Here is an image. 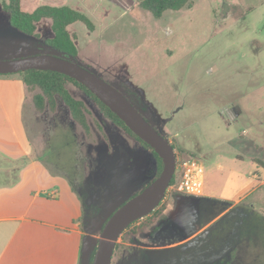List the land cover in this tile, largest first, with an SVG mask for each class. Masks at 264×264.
Instances as JSON below:
<instances>
[{"label": "rangeland", "instance_id": "obj_1", "mask_svg": "<svg viewBox=\"0 0 264 264\" xmlns=\"http://www.w3.org/2000/svg\"><path fill=\"white\" fill-rule=\"evenodd\" d=\"M3 1L0 59L57 52L44 46L54 36L50 18L38 23L36 34H24L11 25ZM140 1L22 0L28 12L53 4L70 5L88 15L95 23L93 31L82 22L69 26L76 38L78 62L123 90L154 119L176 145L178 159L191 152L199 156V148L207 151L205 194L192 196L168 188L157 210L119 237L111 264H159L163 251L183 245L181 241L238 205L264 216V171L257 173L260 186L239 201L208 197L235 194L225 190L226 179L232 178L226 169L233 162L226 139H248L264 167V0H193L192 6L167 10L161 17L143 9ZM67 87L85 103L90 132L73 120L59 97L56 107L47 102L39 109L34 102V95L42 92L38 87L27 97L25 122L34 152L67 176L80 195L82 228L98 220L92 234L98 244L102 222L153 179L157 163L151 150L106 117L84 90L71 82ZM147 88L158 89L161 95L154 98L163 104L167 100L182 109L175 114L151 110L139 90ZM228 107L234 108L231 115ZM168 117L171 126L163 120ZM182 130L186 133L175 136ZM64 134H68L66 144ZM186 145L192 149L185 150L187 154L180 151ZM216 146L221 151L212 152ZM250 167L244 162L243 186L251 182L245 173ZM236 253L232 252L231 264H264L261 240L244 243L240 260Z\"/></svg>", "mask_w": 264, "mask_h": 264}, {"label": "crops", "instance_id": "obj_2", "mask_svg": "<svg viewBox=\"0 0 264 264\" xmlns=\"http://www.w3.org/2000/svg\"><path fill=\"white\" fill-rule=\"evenodd\" d=\"M139 90L151 110L175 114L182 109L167 100L163 104L155 99L161 95L158 89L154 92L148 88L146 92ZM28 95L20 73L0 75V264H81L87 235L81 224L83 201L69 178L55 172L41 155L34 152L24 115ZM167 119L163 120L171 126L172 118ZM152 121L157 125L154 119ZM184 132L176 131L175 136L180 137ZM237 137L225 141L231 147L229 151L233 157L231 166L226 169L232 178L226 179L225 190L235 194L213 193L208 197L218 199V195L222 200L239 201L262 182L257 173L263 172L264 167L258 161V155L253 153L255 149L248 139ZM186 146L180 148L187 152L192 150ZM211 151H221V147H213ZM199 152L194 160L202 163L205 169L203 155L207 151L199 148ZM247 161L252 167L245 173L251 182L243 186L240 175L245 171L243 164ZM220 164L217 160V171ZM219 218L205 224L184 241L200 234Z\"/></svg>", "mask_w": 264, "mask_h": 264}, {"label": "water", "instance_id": "obj_3", "mask_svg": "<svg viewBox=\"0 0 264 264\" xmlns=\"http://www.w3.org/2000/svg\"><path fill=\"white\" fill-rule=\"evenodd\" d=\"M30 69L57 71L88 87L108 105L126 125L147 142L163 161L162 171L142 191L116 209L107 220L98 241L92 234L83 242L81 264H111L119 237L134 222L151 214L167 194L177 170V155L169 139L132 101L112 83L80 64L75 56L60 53H37L0 59V74H14ZM234 108L228 107L227 113Z\"/></svg>", "mask_w": 264, "mask_h": 264}, {"label": "trees", "instance_id": "obj_4", "mask_svg": "<svg viewBox=\"0 0 264 264\" xmlns=\"http://www.w3.org/2000/svg\"><path fill=\"white\" fill-rule=\"evenodd\" d=\"M193 2H194L193 0H141L140 6L143 9L151 12L153 16L161 17L164 14V12L167 10H181L185 7L192 6ZM2 9L9 14L11 25L15 29L27 35L36 34L38 23L42 19L50 18L52 20V30L54 32V36L52 38L47 39L44 46L51 47L52 49H55L57 52H48L47 50H44V51H40L42 53H60L62 55H70V56H75L77 58L79 51L75 42L76 38L74 35L70 33L69 26L75 22H82L90 30L93 31L95 29V23L91 20V18H89L88 15H86L85 13L79 11L78 9L70 5L42 4L38 6L34 11L28 12L23 9L22 0H4L2 2ZM33 54H37V53H33ZM19 73L22 75L29 92L30 90L37 87L41 89L42 91L41 93H37L34 95L35 105L39 109H43L47 102L50 104L52 108L56 107V100H57L56 98L59 97L68 107L73 120L75 122H78L86 130V132H90V126L88 123L87 111H86L87 109L85 103L82 100H79L73 96V94L70 92V90L67 87V83L71 82L79 86L92 99L95 100V102L99 105L101 111L104 113L106 117H108L113 123L122 127L127 133H129L134 138H136L145 148L151 150L152 155L154 156L157 163V170L153 176V179L149 181L146 184V186L158 177L163 167V161L158 155V153L147 142H145L138 135H136L126 125L124 120H122L108 105H106L102 100H100V98L84 84L80 83L76 79L66 74L57 71L30 69ZM0 75H12V74H0ZM121 91L123 92V90ZM125 95L141 111V113L148 119V121H152V118H150L141 108H139V106H137V104L130 98V96H128L126 93ZM155 127L158 128L157 125H155ZM64 135L66 137L65 140V144H66L68 134L67 135L64 134ZM172 145L175 149H177L175 144L172 143ZM180 151L185 152V150L183 149H180ZM195 156L196 155L194 154H188V156L183 157V159H188ZM42 157L45 159V156ZM175 178L176 175L172 179L171 184L174 182ZM146 186H144L139 191H136L135 193L127 197L124 201L121 202V204L116 209H118L126 201H128L130 198H132L140 191H142ZM112 213L109 215V217L112 215ZM259 216L263 218L262 222L264 223V216L263 215L262 216L259 215ZM109 217L102 222L101 224L102 230ZM96 221L98 220L95 219L94 221H92L91 223H87L83 227L84 228L83 230L86 232V234L88 233L93 234V231L97 225ZM137 222L138 221H136L135 223ZM133 224H131L128 227V230L133 226ZM262 232L264 233V230ZM263 237L264 235L262 236V238Z\"/></svg>", "mask_w": 264, "mask_h": 264}, {"label": "flooded vegetation", "instance_id": "obj_5", "mask_svg": "<svg viewBox=\"0 0 264 264\" xmlns=\"http://www.w3.org/2000/svg\"><path fill=\"white\" fill-rule=\"evenodd\" d=\"M262 220L253 210L238 205L200 234L181 241L183 245L163 251L159 264H231L234 250L235 259L240 260L244 243L264 240Z\"/></svg>", "mask_w": 264, "mask_h": 264}, {"label": "built area", "instance_id": "obj_6", "mask_svg": "<svg viewBox=\"0 0 264 264\" xmlns=\"http://www.w3.org/2000/svg\"><path fill=\"white\" fill-rule=\"evenodd\" d=\"M194 159L195 157L177 159L176 178L169 188H175L192 196L205 194V169L202 163Z\"/></svg>", "mask_w": 264, "mask_h": 264}]
</instances>
